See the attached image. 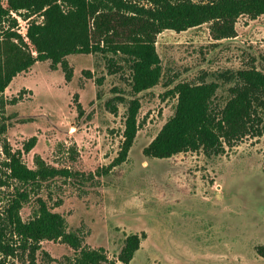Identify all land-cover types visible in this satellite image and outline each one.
I'll use <instances>...</instances> for the list:
<instances>
[{"label": "rangeland", "instance_id": "374dc122", "mask_svg": "<svg viewBox=\"0 0 264 264\" xmlns=\"http://www.w3.org/2000/svg\"><path fill=\"white\" fill-rule=\"evenodd\" d=\"M25 12L0 22V42L13 32L25 36L29 23L42 21ZM210 26L157 35L162 75L136 96L138 131L119 165L134 98L121 56L73 54L57 65L37 62L12 79L0 94V239L15 250L7 256L0 248L2 263L78 264L81 250H102L123 264L118 256L126 238L144 233L129 264H264V118L262 135L225 145L219 155L198 150L160 159L143 153L174 115L178 83H218L213 105L222 108L239 70L264 72V15L239 16L230 39L216 41ZM13 155L28 168L42 163L60 173L22 185L10 177ZM21 189L28 195L22 220L46 204L79 238L77 248L42 240L33 252L12 234L4 218Z\"/></svg>", "mask_w": 264, "mask_h": 264}, {"label": "trees", "instance_id": "16d2710c", "mask_svg": "<svg viewBox=\"0 0 264 264\" xmlns=\"http://www.w3.org/2000/svg\"><path fill=\"white\" fill-rule=\"evenodd\" d=\"M0 0V22L13 13L25 18L39 14L41 22L29 23L25 36L10 33L0 42V94L19 73L37 62L64 63L73 54H112L121 56L130 69V86L134 98L129 102L125 120L124 141L115 165L126 161L138 131L140 108L136 96L154 88L160 81L162 66L156 51V37L163 30L185 31L211 23L210 33L216 40L234 38L239 16L264 15V0ZM148 3L144 5L142 3ZM235 84L222 108L213 101L218 83L180 82L174 92L177 104L174 115L162 126L143 153L154 158H169L186 151L203 150L207 156L219 155L224 146H234L242 138L262 135L264 118V72L239 70ZM112 107V112H116ZM7 167L10 177L22 185L35 186L52 179L57 170L40 163L28 168L19 156H11ZM264 170V168H263ZM26 191L14 195L4 221L12 234L30 244L32 251L42 240H58L79 246V238L65 231L63 217L41 204L37 214L23 221L19 210L27 201ZM145 237L132 234L118 256L129 264ZM7 256L14 248L2 244ZM33 244V245H32ZM25 244L21 246L24 248ZM29 248V249H30ZM0 264H4L0 261ZM78 264H118L102 250H81Z\"/></svg>", "mask_w": 264, "mask_h": 264}, {"label": "built area", "instance_id": "2783aa9c", "mask_svg": "<svg viewBox=\"0 0 264 264\" xmlns=\"http://www.w3.org/2000/svg\"><path fill=\"white\" fill-rule=\"evenodd\" d=\"M11 14H14L13 12Z\"/></svg>", "mask_w": 264, "mask_h": 264}]
</instances>
